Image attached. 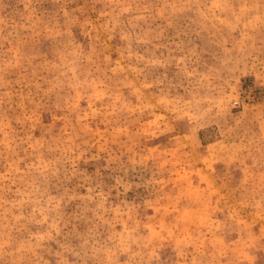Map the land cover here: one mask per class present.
Wrapping results in <instances>:
<instances>
[{
    "label": "rangeland",
    "instance_id": "1",
    "mask_svg": "<svg viewBox=\"0 0 264 264\" xmlns=\"http://www.w3.org/2000/svg\"><path fill=\"white\" fill-rule=\"evenodd\" d=\"M0 264H264V0H0Z\"/></svg>",
    "mask_w": 264,
    "mask_h": 264
}]
</instances>
